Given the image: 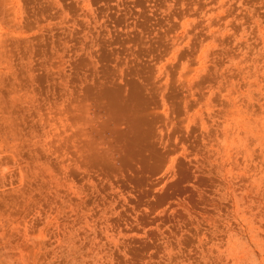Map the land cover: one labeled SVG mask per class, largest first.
<instances>
[{"label":"rangeland","instance_id":"obj_1","mask_svg":"<svg viewBox=\"0 0 264 264\" xmlns=\"http://www.w3.org/2000/svg\"><path fill=\"white\" fill-rule=\"evenodd\" d=\"M0 264H264V0H0Z\"/></svg>","mask_w":264,"mask_h":264}]
</instances>
